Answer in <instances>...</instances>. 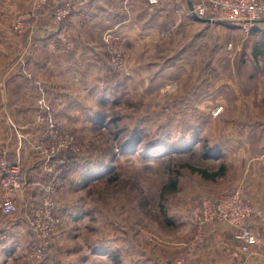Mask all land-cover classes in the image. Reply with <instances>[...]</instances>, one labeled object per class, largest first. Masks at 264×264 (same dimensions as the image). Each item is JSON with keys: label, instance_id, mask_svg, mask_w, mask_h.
<instances>
[{"label": "rangeland", "instance_id": "obj_1", "mask_svg": "<svg viewBox=\"0 0 264 264\" xmlns=\"http://www.w3.org/2000/svg\"><path fill=\"white\" fill-rule=\"evenodd\" d=\"M140 1L111 0L112 28L91 39L100 47L93 54L108 76L89 101L95 112L89 127L74 129L51 114L61 123V142L67 137L79 149L59 154L78 158L66 168L90 171V177H80L79 189L71 190L65 187L68 173L60 174L59 191L70 190L56 192L54 230L39 242L27 223L29 242L19 244L15 254H2L0 264H177L183 243L195 231L187 222L192 207L202 198L230 192L249 160L264 152V51L253 57L254 47L264 44V33L188 21L177 12L186 7L183 0ZM72 2L81 31L99 8ZM174 11L178 17L171 15ZM134 14L139 23L148 20L159 29L155 43L138 52L140 62L155 63L153 70L165 73L168 65L173 68L155 81L151 67L140 68V84L124 79L134 73V62L120 25ZM36 124L37 149L50 138L46 125ZM187 164L218 175L204 178ZM60 170L45 158L25 163L32 207L40 203L42 185ZM173 179L176 190L170 191L165 186ZM24 204L19 198L16 211L0 217L1 230L4 222L26 212Z\"/></svg>", "mask_w": 264, "mask_h": 264}, {"label": "crops", "instance_id": "obj_2", "mask_svg": "<svg viewBox=\"0 0 264 264\" xmlns=\"http://www.w3.org/2000/svg\"><path fill=\"white\" fill-rule=\"evenodd\" d=\"M72 1L90 2L99 8L95 13V20L87 23L81 31L75 27L76 19L80 17L75 10L62 21L56 19L54 0H50L47 8L42 11H33L30 0H0V156H5L9 162L19 160L23 167L25 163L32 161V157L37 163L41 160L34 146L41 138L35 139L33 136L38 131V115L50 113L60 117L64 124L73 126L74 129L83 126L88 128L95 118V112H92L94 107L89 101L95 97L98 88L102 89L100 84L108 76L93 54L100 47L92 40L97 31L100 34L102 30L113 26L112 16L108 11L111 0L70 2ZM183 1L186 7L180 6L177 11L181 16L188 21L212 23L195 18L191 13V0ZM177 12L174 11L171 15L175 18ZM164 13L167 12H160ZM138 15L134 14L133 20L120 25L125 48L133 53L134 62V73L123 77L136 84L144 82L140 68H152V81L166 73L170 74L173 69L172 65H168L165 73L166 69L160 70L159 67L153 70L154 66H158L155 63L140 62L138 52L155 43L152 37L159 29L148 20L139 23ZM17 19L25 22L21 33L13 30ZM255 28L264 33V22L259 21ZM21 51L23 54L18 58L17 53ZM75 161H79L77 157L70 163ZM243 171L230 191L240 188L262 211L261 217H253L247 221L257 237V243L250 248L248 254H244L234 238L232 226L222 221L210 222L204 226L203 242L185 264H241L243 260L246 264H264V152L249 160ZM89 172L83 173L77 169L70 171L67 176L69 183L65 187L69 186L73 190L75 186L78 190L77 185L81 184L79 178L90 177ZM28 177L40 178L36 174ZM65 187L61 188L59 195L68 193L70 189ZM28 192L27 183L16 196V203L19 198H23V211L26 212L18 216L17 220L4 222L2 226L8 234L0 244V259L5 252L7 255L15 254L19 250V244L29 242L26 228L32 204ZM187 222L191 231L196 229L190 217Z\"/></svg>", "mask_w": 264, "mask_h": 264}, {"label": "built area", "instance_id": "obj_3", "mask_svg": "<svg viewBox=\"0 0 264 264\" xmlns=\"http://www.w3.org/2000/svg\"><path fill=\"white\" fill-rule=\"evenodd\" d=\"M54 14L57 20L62 21L71 13L74 6L71 0H54ZM154 3L157 0H149ZM50 0H30L33 11H42L47 8ZM191 13L198 18L210 22H229L238 26L244 33L249 34L256 24L264 19V0H191ZM25 22L17 19L13 30L16 33L23 32ZM37 122L46 125V146L39 144L37 151L41 152V160L52 165L64 168L54 172L49 182L42 185V197L36 207L31 208L28 224L34 231V236L39 242L47 240L55 227V199L60 189V174L69 173L66 164L67 157L59 155L68 148L69 151L77 152L79 149L71 139L65 137L61 142L58 138L61 123L49 113L38 115ZM45 156V157H44ZM62 166V167H61ZM40 184V183H39ZM27 185L25 172L19 160L7 162L5 156L0 157V217H8L17 209L16 196ZM38 185V183H37ZM63 185V182H62ZM57 192V193H56ZM262 211L246 196L240 188L230 192H223L216 196L202 198L195 204L190 212V218L196 229L193 235L183 243L182 250L177 254L176 263L185 264L190 256L196 251L204 240V226L210 222H227L234 228V238L239 242L242 253L248 254L250 248L257 243V237L247 225V221L253 217H261ZM7 231L0 229V243L6 237ZM44 249V248H43ZM42 249V250H43ZM42 254L40 247L34 253L36 258ZM241 264H246L243 262Z\"/></svg>", "mask_w": 264, "mask_h": 264}, {"label": "trees", "instance_id": "obj_4", "mask_svg": "<svg viewBox=\"0 0 264 264\" xmlns=\"http://www.w3.org/2000/svg\"><path fill=\"white\" fill-rule=\"evenodd\" d=\"M225 23H227V24H230L229 22H225ZM256 31V28H253L252 30H251V32L250 33H253V32H255ZM263 43H264V39H263ZM263 51H264V44H258V45H256L255 47H254V52H253V57H254V59H256L258 56H260V55H262L263 54ZM73 158H75L74 156H70V157H68L67 159L69 160V161H71ZM185 166H187L188 168H190L191 170H193V171H195V172H197V173H199L202 177H204V178H209V179H213V178H215L217 175H218V172L216 171H214V172H208L206 169H204V168H199V167H193V166H190V165H185ZM176 185H177V183H176V179H173L171 182H170V184H168V185H166L165 186V188L166 189H168V190H170V191H175L176 190Z\"/></svg>", "mask_w": 264, "mask_h": 264}, {"label": "water", "instance_id": "obj_5", "mask_svg": "<svg viewBox=\"0 0 264 264\" xmlns=\"http://www.w3.org/2000/svg\"><path fill=\"white\" fill-rule=\"evenodd\" d=\"M190 8H191V10H192V3H191V1H190ZM194 15V14H193ZM194 17L195 18H197V19H200V20H205V19H201V18H198L197 16H195L194 15ZM207 21H209V20H207ZM261 22H264V19H262V20H260Z\"/></svg>", "mask_w": 264, "mask_h": 264}]
</instances>
